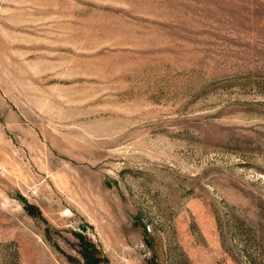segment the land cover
I'll list each match as a JSON object with an SVG mask.
<instances>
[{"label":"rangeland","instance_id":"374dc122","mask_svg":"<svg viewBox=\"0 0 264 264\" xmlns=\"http://www.w3.org/2000/svg\"><path fill=\"white\" fill-rule=\"evenodd\" d=\"M264 264V0H0V264Z\"/></svg>","mask_w":264,"mask_h":264},{"label":"trees","instance_id":"16d2710c","mask_svg":"<svg viewBox=\"0 0 264 264\" xmlns=\"http://www.w3.org/2000/svg\"><path fill=\"white\" fill-rule=\"evenodd\" d=\"M79 239L81 241V254L85 264H98L100 259L93 254L95 250L94 244L84 239L81 235H79Z\"/></svg>","mask_w":264,"mask_h":264}]
</instances>
